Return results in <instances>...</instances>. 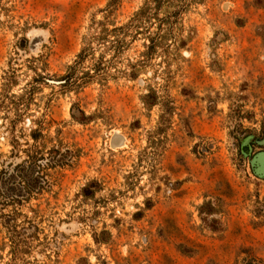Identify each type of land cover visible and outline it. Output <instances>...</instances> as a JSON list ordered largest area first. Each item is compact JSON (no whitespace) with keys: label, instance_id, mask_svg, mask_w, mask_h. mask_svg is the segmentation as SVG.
<instances>
[{"label":"rangeland","instance_id":"374dc122","mask_svg":"<svg viewBox=\"0 0 264 264\" xmlns=\"http://www.w3.org/2000/svg\"><path fill=\"white\" fill-rule=\"evenodd\" d=\"M0 264H264V0H0Z\"/></svg>","mask_w":264,"mask_h":264}]
</instances>
